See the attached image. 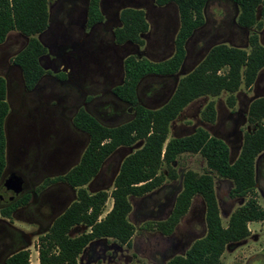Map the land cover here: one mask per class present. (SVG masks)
<instances>
[{
	"label": "rangeland",
	"instance_id": "rangeland-1",
	"mask_svg": "<svg viewBox=\"0 0 264 264\" xmlns=\"http://www.w3.org/2000/svg\"><path fill=\"white\" fill-rule=\"evenodd\" d=\"M99 1L103 21L94 28H88L89 0H49L48 28L36 36L47 49L42 60L45 75L32 93L24 91L20 71L13 65L15 55L23 48L27 38L12 31L0 45V76L7 81L10 108L6 122L9 168L23 175L28 185L24 194H33L37 201L30 202L25 212H16L5 222L0 215L4 222L1 225H5L7 231L13 234V238L6 241L9 248L4 257L28 245L25 249L29 252L30 264H39L38 238L48 231L50 223H47L49 219L45 216H39L35 209L45 192L42 183L45 178L54 177L55 174H43L37 170L36 164L40 149H51L59 144L56 142L58 139L52 136V129L59 130L64 122L71 137L87 145V136L72 127L73 116L78 110L86 109L106 126L129 121L132 115L127 116V106L122 112V120L115 122L105 119V115L119 112L116 108L118 101L111 94L115 85L110 84V78L119 73L123 77V63L129 56L136 60L162 62L174 53L173 43L179 29L178 12L174 5L158 7L155 0ZM125 8L141 9L145 13L149 28L140 46H118L114 42L113 32L120 25L119 13ZM237 15L238 9L233 4L222 0L209 1L204 10L205 23L188 41L186 59L179 72L166 78H146L138 90L141 104L153 109L162 106L174 92L178 81L191 72L216 45L224 44L248 51V39L253 29L240 28ZM258 20L263 23L258 36L259 43L264 47V19L258 15ZM234 96L232 108L228 105L226 93L191 102L171 123L168 138L186 136L201 127L226 142L232 163L240 152L243 135L255 129V125L247 120V111L253 99L264 97V69L255 84L249 89L241 86ZM209 103H213L215 109V122L211 125L202 119V113ZM102 111L105 114H101ZM141 146L142 142H138L117 150L104 163L98 176L85 187L86 190L89 193L103 190L109 196L122 161ZM258 157L257 162L260 159V167L264 169V152ZM171 170L175 179L169 177ZM187 171L202 175L208 169L199 154H183L170 167L163 165L159 173L165 178L159 188L143 197L129 198L131 211L127 219L134 227L129 246L113 239L94 240L79 255L77 264H166L175 256H183L194 241L206 234L205 206L200 196L192 199L187 213L170 235H162L146 226L149 222L164 221L169 217ZM212 176L219 215L222 225L226 227L231 214L248 198H230L232 182L215 174ZM63 193L70 197V202L54 219L76 198V192L67 187ZM256 199L264 209V193L261 189H256ZM111 207L112 199L108 197L100 219L105 217ZM247 227L250 235L242 241L229 244L220 264H264V222L249 223ZM87 232L89 229L81 226L74 228L69 236ZM26 236L29 244L24 242ZM3 243L0 241V249Z\"/></svg>",
	"mask_w": 264,
	"mask_h": 264
},
{
	"label": "trees",
	"instance_id": "trees-1",
	"mask_svg": "<svg viewBox=\"0 0 264 264\" xmlns=\"http://www.w3.org/2000/svg\"><path fill=\"white\" fill-rule=\"evenodd\" d=\"M211 0H155L158 7L174 5L178 12L179 29L174 39V53L165 61L152 62L127 57L123 63L124 81L113 93L121 101L135 107L134 118L116 128L100 125L84 110L73 119L74 127L88 136V145L80 162L65 176L49 182L63 181L76 190V199L57 217L49 231L38 238L39 264H77V258L94 240L113 239L129 246L134 227L127 217L131 211L130 197H143L159 188L164 176L159 173L165 165L170 167L183 154H199L206 162L207 173L197 175L187 171L182 178V189L175 199L169 217L164 221L147 223L162 235H170L180 219L187 213L192 199L200 196L205 206L206 234L193 242L183 256H175L166 264H220L229 244L237 243L250 235L247 225L264 222V209L256 199L255 161L264 152V97L254 100L248 110V122L255 125L245 133L240 152L230 162L229 147L222 140L198 128L191 135L168 138L171 123L191 102L202 97H217L228 93V104L234 105L233 94L240 86L250 88L258 73L264 69V47L259 43L258 32L264 19V0H222L237 7V25L253 29L248 39L249 50L219 44L212 47L205 57L177 83L171 98L156 110L145 109L136 103V86L149 75L169 77L178 73L186 58V44L205 23L204 10ZM49 0H0V44L7 35L16 31L28 39L26 47L13 59L21 70L24 87L31 91L44 76L40 58L46 48L36 38L48 28ZM99 0H89L88 28L102 23ZM119 27L113 32L116 45H142V37L149 25L144 11L125 8L119 13ZM8 112L6 83L0 77V177L5 166L4 118ZM202 118L214 122L215 110L209 103ZM142 146L128 155L121 163L114 179L113 190L108 196L100 190L89 193L86 186L97 176L104 161L118 148ZM215 174L232 182L229 197L248 198L233 212L224 227L219 215L214 190ZM169 177L175 179L174 172ZM110 197L112 207L103 219L100 216ZM29 196L3 210L10 216L17 208L25 206ZM84 226L89 232L70 237V232ZM4 264H30L28 250H20L8 257Z\"/></svg>",
	"mask_w": 264,
	"mask_h": 264
},
{
	"label": "flooded vegetation",
	"instance_id": "flooded-vegetation-1",
	"mask_svg": "<svg viewBox=\"0 0 264 264\" xmlns=\"http://www.w3.org/2000/svg\"><path fill=\"white\" fill-rule=\"evenodd\" d=\"M99 25V24H98ZM98 25H95V26H98ZM94 28V27H93ZM177 34V33H176ZM176 36V35H175ZM6 40V39H5ZM5 42V41H4ZM3 42V43H4ZM2 43V44H3ZM28 43V39L25 43V45L23 46L22 49H20L17 54L19 52H21L27 45ZM0 44V45H2ZM42 44V42H41ZM43 45V44H42ZM44 46V45H43ZM173 46H174V43H173ZM187 46V44H186ZM187 52V51H186ZM46 53H47V49H46ZM16 54V55H17ZM187 54V53H186ZM15 55V56H16ZM46 55V54H45ZM42 56L40 58V63H41V66H42V60L43 58L45 57ZM186 59V58H185ZM154 62V61H152ZM184 63V62H183ZM15 66V65H14ZM16 67V66H15ZM18 68V67H17ZM43 68V67H42ZM181 68V67H180ZM19 69V68H18ZM180 70V69H179ZM20 71V74H21V79H22V84H23V89L26 93H32L33 91H35L39 85V83L41 82V80L36 84V86L31 90V91H27L24 87V82H23V78H22V73H21V70L19 69ZM45 71V70H44ZM179 72V71H178ZM261 72L260 71L255 79V81L253 82V84H255L257 82V79L259 78V76L261 75ZM45 75V74H44ZM2 77V76H0ZM148 77H157V78H166V77H161V76H155V75H149V76H146L144 78H142L139 83L137 84L136 86V90H135V93H136V103L138 106H141L145 109H150V110H156L160 107H162L164 104H166V102H168V100L160 107L158 108H148L144 105L141 104L140 100H139V95H138V90H139V87L141 85V83ZM4 80H5V83H6V102L8 104V85H7V81L4 77H2ZM111 79V83L112 85H115L112 90H111V94L114 96V98L118 101V104L116 106V108L119 109V112L115 113V112H111L109 113V115H105L106 116V120L107 121H115V122H118L120 120L123 119V110H124V107L127 106L128 107V113H127V116H131V119L125 123H122V124H119V125H116V126H106L104 125L98 118H96V116L92 115L91 113H89L86 109H80V110H84L86 113H88L92 118H94L100 125L106 127V128H116V127H119V126H122L124 124H127L129 123L130 121L133 120L134 118V109L135 107L128 104V103H125L123 101H121L119 98H117L115 96V94L113 93V90L122 85L123 84V81H124V71H123V77H122V74H116L115 77H112L110 78ZM252 84V85H253ZM177 86V85H176ZM243 86V85H242ZM241 87V86H240ZM244 87V86H243ZM176 88V87H175ZM249 89V88H247ZM175 91V90H174ZM174 93V92H173ZM172 93V94H173ZM237 93V92H236ZM228 94V93H226ZM235 94V93H234ZM233 94V96H234ZM230 97V94H228V97H227V102H228V98ZM235 97V96H234ZM261 98V97H259ZM258 99V98H256ZM256 99H253L251 101V103L256 100ZM234 102H235V99H234ZM250 103V104H251ZM249 104V106H250ZM229 105V104H228ZM230 106V105H229ZM234 106V105H233ZM232 106V107H233ZM249 106H248V110H249ZM214 107V105H213ZM230 106V108H232ZM215 110V109H214ZM79 111V110H78ZM77 111V112H78ZM77 112L75 113V115L77 114ZM9 113H10V108H9V104H8V112L4 118V122H3V131H4V136H5V166H4V169H3V172L1 174V177H0V215L4 218V222L5 220H8L10 219L11 217L10 216H13L14 214H16V212H22L24 210H27L29 205H30V202L32 203H35L37 201L34 200V195L33 194H24L28 188V185L23 177V175H21L19 172H12L11 169L9 168V165L10 163H8L9 161V158H8V141H7V136H6V122H7V119H8V116H9ZM101 114H105L104 111L100 112ZM75 115L73 116V119L75 117ZM73 119H72V127L74 128V130L80 134H84L86 135L85 133L81 132V131H78L74 125H73ZM203 119V118H202ZM247 120H248V111H247ZM206 122V121H205ZM214 122H215V119H214ZM214 122L210 123V122H207L208 124H213ZM54 127V126H53ZM201 128V127H199ZM198 129V128H197ZM203 129V128H201ZM196 130V129H195ZM205 130V129H203ZM206 132H208L207 130H205ZM194 133V132H193ZM192 134V133H191ZM189 134V135H191ZM210 135V134H209ZM41 136V135H40ZM52 136L53 138H56L58 139L56 142L59 143L57 146L51 148V149H40V152H39V159L37 160V164H36V167H37V170H39L40 172H43V174H47V175H51V174H55L54 177H51V178H45L44 182L42 183L41 187L42 188H45V192L44 194L41 195V200L39 201L38 203V207H36L35 211L37 212V214H39V216H45L47 219H49V221L47 223H50L49 227H48V231L49 229L51 228L54 220L59 217L69 206L61 213L59 214L55 219L53 218L56 214L60 213L62 211V209L64 208V206L70 202V197L66 194L63 193V191L65 190V188H69L73 191L76 192L75 189H72L67 183L63 182V181H55V182H49L47 183V181H51V180H54L56 178H59V177H63L65 176L72 168H74L79 162H80V159L82 157V154L83 152L85 151L87 145H88V141H87V145L85 144L84 141L82 140H78L76 139L75 137H71V134H70V130L69 128L65 125V123H61V127L59 128V130L53 128L52 129ZM87 136V135H86ZM188 136V135H186ZM212 136V135H210ZM244 136V135H243ZM180 137H184V136H180ZM212 137H215L217 139H220L216 136H212ZM87 139H88V136H87ZM222 140V139H220ZM224 143H226L224 140H222ZM242 142H243V137H242ZM242 146V145H241ZM229 147V146H228ZM46 148V147H45ZM121 148H125V147H121ZM127 148V147H126ZM120 148H118L117 150H119ZM116 150V151H117ZM116 151H114L110 156H112ZM229 151H230V148H229ZM110 156L108 158H110ZM230 156V155H229ZM259 156V155H258ZM108 158L104 161V163L108 160ZM259 158V157H257ZM257 158H256V161H255V190L257 189H261V191L264 193V169H261L260 167V159H258V162H257ZM261 158V157H260ZM236 160V159H235ZM234 160V161H235ZM103 163V165H104ZM103 165L101 166L100 168V171L103 167ZM100 171L98 172V174L100 173ZM97 174V176H98ZM96 176V177H97ZM95 177V178H96ZM94 178V179H95ZM93 179V180H94ZM10 182H13V185L15 186L16 188V191H17V195L16 197L12 198V196L10 195V193L6 190L7 189V186L10 185L9 183ZM114 183V182H113ZM260 186V188H259ZM25 196H29V200L27 202V204L25 206H22V207H19L17 208L14 212H12L10 214L9 217L5 216L3 214V210L6 209L7 207H10L11 205L15 204L16 202H18L19 200H21L23 197ZM76 199V198H75ZM31 203V204H32ZM44 210H48L47 212H45ZM44 211V212H43ZM54 219V220H52ZM4 222H2V220L0 219V241H4V243L1 245V249H0V264H4L6 259L8 257H10L11 255L17 253L18 251L20 250H24L25 248L29 247L28 245L23 248V249H20L12 254H10L9 256L7 257H4L3 255H5V253L7 252L6 250L9 248L8 245L6 244V241L7 239L9 238H13V234L12 232L10 231H7V228L5 227V225H1L2 223L4 224ZM47 231V232H48ZM46 232V233H47ZM45 233V234H46ZM44 234V235H45ZM43 236V235H42ZM10 239V240H11ZM14 240L17 241V239L15 238ZM29 244V240L27 239V236H26V239H24V242Z\"/></svg>",
	"mask_w": 264,
	"mask_h": 264
},
{
	"label": "water",
	"instance_id": "water-1",
	"mask_svg": "<svg viewBox=\"0 0 264 264\" xmlns=\"http://www.w3.org/2000/svg\"><path fill=\"white\" fill-rule=\"evenodd\" d=\"M10 185L7 186V191L10 193V195L12 196V198L16 197V195L18 194L16 191L15 186L13 185V182L9 183Z\"/></svg>",
	"mask_w": 264,
	"mask_h": 264
},
{
	"label": "crops",
	"instance_id": "crops-1",
	"mask_svg": "<svg viewBox=\"0 0 264 264\" xmlns=\"http://www.w3.org/2000/svg\"><path fill=\"white\" fill-rule=\"evenodd\" d=\"M35 264H37V262Z\"/></svg>",
	"mask_w": 264,
	"mask_h": 264
}]
</instances>
